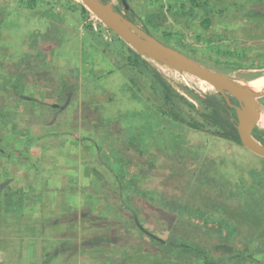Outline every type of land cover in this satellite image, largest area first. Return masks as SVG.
Masks as SVG:
<instances>
[{
  "label": "rangeland",
  "instance_id": "rangeland-1",
  "mask_svg": "<svg viewBox=\"0 0 264 264\" xmlns=\"http://www.w3.org/2000/svg\"><path fill=\"white\" fill-rule=\"evenodd\" d=\"M125 1L131 11L121 0L115 6L136 24L212 70L233 77L238 68L264 66V0L243 5L240 15L225 13L226 25L237 18L246 23L240 33L232 31L237 34L204 27L200 18L186 27L175 25L167 7L156 10L152 30L147 16L142 21L135 10L136 0ZM25 4L0 0V70L20 72L30 97L61 108L50 114L51 108L31 107L30 100L16 101L0 88V119L3 113L10 117L0 132L5 148L0 183L5 196L33 190L20 216L12 210L18 203L4 196L0 200L6 212L11 208L0 215V264H22L14 254L36 237L47 253L60 249L65 264H262L264 178L262 183L255 179L257 173L264 176V158L212 128L171 125L162 115L167 107L157 86L152 87L149 68L196 108H201L197 97L217 94L216 89L147 58L146 66L130 65L129 47L91 12L84 18L64 0H38L33 8ZM164 31L170 34L165 37ZM35 52L46 53V59L37 60ZM44 68L54 77L63 74L69 92L45 97L40 90ZM179 105L185 121L198 117L183 101ZM41 110L50 125L35 122ZM31 134L38 139L26 147L27 159L6 156L13 143ZM136 220L173 245L153 241L138 230ZM95 235L109 242L85 243ZM122 239L133 252L108 248ZM29 245L27 259L33 250Z\"/></svg>",
  "mask_w": 264,
  "mask_h": 264
},
{
  "label": "trees",
  "instance_id": "trees-1",
  "mask_svg": "<svg viewBox=\"0 0 264 264\" xmlns=\"http://www.w3.org/2000/svg\"><path fill=\"white\" fill-rule=\"evenodd\" d=\"M37 1L38 0H25V2H26L25 5L27 8H33V6H35ZM64 1H66L67 4H69L70 6H72L73 9H77L78 12L84 18H86L90 15V12L88 11V9H86L80 2H78L76 0H64ZM128 11H131L130 8H128ZM124 16L132 20L131 16H129L128 14H124ZM151 18L152 17L148 18V21H149V26L152 29L157 24H156V21L151 20ZM208 22H209L208 19L203 20L204 27H207ZM88 26L90 29H92V26L90 24ZM105 29L108 30L109 28L105 27ZM145 31L153 34V31H151V30L145 29ZM113 34L116 36V39L118 41L122 42L123 44H126L115 33H113ZM169 34H170V32H168V31L163 32V35H165V37H167V35H169ZM127 46L129 47V49L131 50V53H132L131 55L128 56L129 61H130V65L134 66V65L138 64V65H142V66L145 65L146 66L147 63L145 61V57H142L138 52H136L129 45H127ZM29 55H32V54H29ZM32 56H34L37 60L38 59H41V60L46 59V53L39 55V53L35 52ZM46 68L41 70L43 76L45 77V79H44L45 83H44V87L43 88L41 87L40 90H42L44 96L45 97L47 95L53 96L54 94L63 96V92H65V90L67 92H69L70 88H67L65 86L64 75L61 73H58V75L56 77H54L53 75L50 74V71ZM146 68H148V67H146ZM149 72H151V74L154 75V77H155L153 80L154 83H153L152 87H154V84H155V86H157V88L160 92V95L162 97V100H163V106L165 108L167 107V109H162V111L161 110L160 111L162 112V115L164 114L168 120L172 121L170 123L171 125H175V124L178 125L179 123L186 122V124L189 127L194 128V129H201V128L210 129V128H212L214 130V132L216 134H218L220 137L227 139V140L234 141L238 144H241L238 133H237V129H236L237 117L235 116L234 109L231 108L227 104L224 97H222L219 93H217V94H211V93L205 94V96L202 98L197 97V100L199 101L201 108H196L192 102L188 101L182 95H180L176 91H174L170 87V85L167 83V81L155 69L149 68ZM19 73L20 72H16L14 74L12 73L11 75H8L7 73L0 70V88L4 89L2 91H7L8 94H10L16 101H18V100L22 101V100H26V99L30 100L31 101V107L41 105V108H43V110L48 109V107H49V108H51V109H48L49 110L48 113H50V114L52 112L58 110L59 108H61V105H58L57 103H55L53 105L55 107H53L52 105L44 104L43 100H38V99H35L33 97H30L29 93L25 92L26 91V86H25L26 84L24 83V81L19 76L20 75ZM179 101H183L190 109L195 110V112L198 113V117L196 118V116H193V117H191V119L189 121H185V119L181 116ZM4 109L8 110L9 108L6 106V108L4 107ZM43 110H41L40 114H38L37 117L34 116L35 122H37L38 124L39 123L44 124V125L41 124L40 126L50 125L51 121L44 120V118H43V117H45V115L44 116L42 115V113H44ZM3 115H4V117H3ZM2 117L3 118L0 119L1 120L0 121V132L6 128V124L10 121V117L8 115H6V113H3ZM42 128L43 127H40V129H42ZM161 128H163V127H161ZM166 128H168V126L163 128V132H162L163 136L162 137H167V129ZM27 130H28V132H31L30 129H27ZM13 131L16 132L15 129ZM175 135H176V133H175ZM261 135H264V130L256 129V136L255 137L260 140ZM175 138H176V136H175ZM37 139H38V137H35L34 135L31 134V136H23V138L19 142H15V143L12 142L14 146L11 144L12 146L9 147V150H8V153H6V156L9 158L10 157H16V158L20 157V158L27 159L28 155L26 154V147L30 146L31 143L32 142L34 143ZM0 142H2L1 138H0ZM263 144H264V141H263ZM4 152H5L4 145H0V157L4 154ZM114 176L117 178L116 175H114ZM257 176H258V178L255 179V181H260L262 183L264 176L258 175V173H257ZM5 182H7V181H5ZM5 190H6V188L3 187V185H1V183H0V193H2V194H0V200H2V197L4 196V199L6 197L8 201L13 200V202L18 203L15 206L11 205L13 207L12 210H13V212H15L17 214V216L22 215L24 213L23 207L25 205H27V203H25V201L27 200L26 198L28 196L31 197V195L33 194L32 193L33 190H30L27 192H25L24 190H14L8 194L6 192V194H7L6 196L4 194ZM29 203H30V200H29ZM5 208H6V206H5ZM5 208H3L1 206V202H0V215L3 213V211L5 213H8V211L11 209V208L8 209L6 212ZM252 208H254V207H252V205L250 204L249 211ZM236 210L238 211V209H236ZM262 215H264V212L263 213L261 212L260 216L262 217ZM133 218H134V216H133ZM54 220L57 221L56 218ZM42 225L43 224L41 222L40 226H39V230H41ZM134 225H135V222H134ZM138 230L142 233H145L149 238H151L153 241H155L159 244H168V242L166 240L159 238V237H156L155 235L145 231L144 229L141 230L139 228ZM38 238H40V237H36L34 239V241L30 242L31 246H33V250H35L34 251L35 256L30 258L32 260L29 259V261H28V259L24 256L23 249L19 250L20 254L15 253L14 256L21 257L19 260L22 261V264H30V263L46 264L47 261L52 262L53 258L57 260L54 264H57V263L58 264H65V261L58 257L60 255V252H59L60 249L57 250V248H55V250H54V248H53V251L51 252L52 254L47 253L48 251H47L46 247L43 246L44 243H40L39 242L40 239L38 240ZM97 239L102 240V242L103 241L109 242L107 239L101 238V237H98L95 235L92 237V239L90 241H87L85 243L90 244L92 246L93 245L97 246L98 245V243H97L98 241L96 242ZM36 240H37V243H35ZM111 240H113V239H111ZM63 244L64 243H62L61 245H63ZM129 244H130V242H128L127 240L123 241V239H122V242L120 243V245L119 244H113V243H111V245H110V243H108L107 246L111 250L114 249L115 251H117V249L120 250L121 248H124L126 250V252L129 253V252H133V251H131L132 249L129 248ZM132 244H133V246L136 245L135 243H132ZM168 245H173V243H169ZM178 246L188 248V249L192 248L190 245H187V244H180ZM222 246L225 248V251L229 248L228 246L223 245V244H222ZM61 248H62V250L65 249L64 247H61ZM72 249H73V247H72ZM114 250L112 252H115ZM229 251H230V249H228V252ZM46 257H48V258H46ZM40 258H42L41 261H39ZM0 260H1V256H0ZM147 260H150V258ZM262 264H264V262H262Z\"/></svg>",
  "mask_w": 264,
  "mask_h": 264
},
{
  "label": "water",
  "instance_id": "water-1",
  "mask_svg": "<svg viewBox=\"0 0 264 264\" xmlns=\"http://www.w3.org/2000/svg\"><path fill=\"white\" fill-rule=\"evenodd\" d=\"M76 1L80 2L89 12L99 18L103 26L109 28L142 57L162 66L170 73L178 72L192 75L213 86L223 95L227 104L236 111V129L240 143L252 153L264 158V144L253 135V129L258 124V113H261L257 98L264 95V89L261 90L255 99H252L241 87L239 81L242 79L237 81L228 74L212 70L180 50L160 41L133 20L125 17V13L116 8V0ZM121 3L124 9H128L125 0H121ZM230 96L235 97L239 105L232 103ZM136 223L143 230L137 220Z\"/></svg>",
  "mask_w": 264,
  "mask_h": 264
},
{
  "label": "crops",
  "instance_id": "crops-1",
  "mask_svg": "<svg viewBox=\"0 0 264 264\" xmlns=\"http://www.w3.org/2000/svg\"><path fill=\"white\" fill-rule=\"evenodd\" d=\"M165 1L166 2L164 4L163 3L157 4V0H136L135 10L138 11V14L139 12L141 13L139 14L141 19L143 18V16H147L148 19L150 18L149 15L151 14L152 15L151 20H154L156 10H160L161 8L167 7L165 11L167 10L170 13L173 12L175 19L173 21L174 22L173 24L175 25L186 27L187 25H190L189 22L193 23V21L197 18H200L201 20L208 19L209 22L207 23V27H211V28L216 27L219 29L221 28L223 30L227 29V30H231V32L229 33L237 34L236 32L232 33V31L236 30L238 31V33H240L241 29L243 30V27L245 26L246 23L241 22L240 20L241 18H237L238 21H236V23L233 24L229 23V25L228 24L226 25L224 24V22L227 19L225 13L229 10L234 14L245 12L242 11L243 10L242 6L252 3L254 0H229L227 3L225 2V0H165ZM193 14L196 15L192 16ZM181 15H183V18L181 17ZM220 41L222 43L224 40H220ZM27 245L23 247V253L24 251H26ZM29 247L31 248L33 246L29 245ZM34 251L35 250H32L28 260L35 256Z\"/></svg>",
  "mask_w": 264,
  "mask_h": 264
},
{
  "label": "flooded vegetation",
  "instance_id": "flooded-vegetation-1",
  "mask_svg": "<svg viewBox=\"0 0 264 264\" xmlns=\"http://www.w3.org/2000/svg\"><path fill=\"white\" fill-rule=\"evenodd\" d=\"M116 8L119 9V10H121L120 7L117 6V5H116ZM123 9L121 11L123 13H125V10H123ZM222 73H225V72H222ZM234 73H235V75L233 76V78L235 80H237V81H239L240 79H242L241 81H239L240 84H241L242 82H245L243 80L253 79V78L259 76L260 74H263L264 73V66H261V67L238 68V69L235 70ZM215 91H216V93H219L223 97V95L220 92H218L217 90H215ZM259 92L257 93V95L259 94ZM257 95L253 99H255L257 97ZM230 100L235 105H239V102H238V100L235 97L230 96ZM257 102H258V105H259V108H260L261 113H263L264 112V95L263 96H259L257 98ZM231 108H233V107H231ZM234 112H235V116H236L235 109H234ZM256 129H259V128L257 126L254 127V129H253V135L254 136H256ZM259 130H262V129H259ZM260 140L262 142L264 141V135H261Z\"/></svg>",
  "mask_w": 264,
  "mask_h": 264
},
{
  "label": "bare ground",
  "instance_id": "bare-ground-1",
  "mask_svg": "<svg viewBox=\"0 0 264 264\" xmlns=\"http://www.w3.org/2000/svg\"><path fill=\"white\" fill-rule=\"evenodd\" d=\"M240 85L253 99L257 95V93L264 87V75H260L249 81L242 82ZM257 123L261 126H264V117H258Z\"/></svg>",
  "mask_w": 264,
  "mask_h": 264
}]
</instances>
